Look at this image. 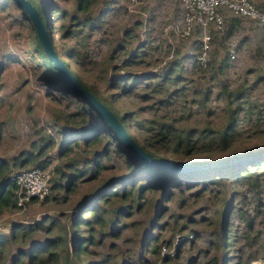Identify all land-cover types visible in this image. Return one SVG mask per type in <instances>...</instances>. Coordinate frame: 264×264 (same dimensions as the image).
<instances>
[{"label": "rangeland", "instance_id": "374dc122", "mask_svg": "<svg viewBox=\"0 0 264 264\" xmlns=\"http://www.w3.org/2000/svg\"><path fill=\"white\" fill-rule=\"evenodd\" d=\"M253 1L264 10V0ZM78 3L45 4L57 55L108 98L120 117L131 114L124 131L141 146L173 161L264 147V26L229 16L223 30L209 27L205 48L207 31L193 21L187 33L179 0H93L87 9ZM32 24L16 3L0 0V183L36 166L51 177L44 197L21 204L16 187L0 206V236L6 238L0 264H12V257L26 264L33 244L51 241L55 245L37 261L264 264V159L246 176L215 173L205 180H178L166 191L155 184L142 187L147 174L134 185H114L135 165L116 150L87 103L47 85ZM122 76L127 91L119 80L111 86ZM238 91L244 93L243 111L224 145L220 132L237 106L231 104ZM93 129L101 130L99 136ZM87 130L88 140L81 132ZM107 147L111 153L95 166L96 154ZM108 185L118 195H104L89 213ZM80 215L84 222H78ZM76 235L87 240L85 253H73ZM176 246L175 256L163 253Z\"/></svg>", "mask_w": 264, "mask_h": 264}, {"label": "trees", "instance_id": "16d2710c", "mask_svg": "<svg viewBox=\"0 0 264 264\" xmlns=\"http://www.w3.org/2000/svg\"><path fill=\"white\" fill-rule=\"evenodd\" d=\"M11 1L16 3L19 7H21L23 9L24 13L26 14V16H29L30 20L33 23L32 29L34 31V35H35L34 38H35V41L37 43L36 49L38 50V52L40 54L41 63L43 64V66L45 68L44 70H45V76L46 77H44V78L47 82V85L54 90L60 91L61 93L69 94L70 92H72V90L69 88V86L67 85L65 80L61 77L60 73L55 68L53 60L49 57V55L45 51L43 43L41 41V38L38 34V30L34 24L33 19L30 16L29 12L27 10H25L24 7L21 4H19L16 0H11ZM28 1L31 3V5L37 11L45 29L47 30V32L50 36L53 49H54L55 53L58 54L57 50L55 49L53 35L51 33L52 16L50 14V8H49V6L47 7V5H45L47 3V0H41L40 4L35 2L34 0H28ZM92 3H93V0H79L78 4H79L80 9H87L90 5H92ZM226 24H227V20H226ZM62 61L72 72L70 63H68L65 60H62ZM73 75L75 76L74 73H73ZM76 78L92 95H94L100 102H102L105 106L108 107V109L115 115V117L118 119L120 124L123 126V129L127 130L128 126H131V123H130L132 120V119H130L131 114L123 115L120 117L117 114V112L114 110V107L112 106L113 103L111 101L108 102V98L100 96L99 93L94 92L90 87H88L85 83H83L79 79V77H76ZM117 80H119L120 82L123 83V85H122L123 91H127V88H128L127 86H129L128 85L129 83L127 84L126 76H122L120 78H115L111 82L112 88H114L113 86L116 83H118ZM114 95L115 94H111L110 100L114 99ZM243 98H244V93H242V91H238L237 94L235 93L234 103L231 105H237V106H236V108L232 109V113L230 115V120H229L228 124L225 126L227 128H225L223 131L220 132V139L222 140L224 145L228 144L230 142L231 138L234 136L233 131L235 130V127H237V116L239 114L238 112L241 113L243 111V107H242L244 104ZM85 103H87V102H85ZM88 106L90 107V109H92L98 115V117L101 119L102 123H104L107 126L105 128V130L107 131V133H109L111 135L113 141L115 142L116 150L122 151L123 153H125L127 155V157H129L130 161L135 165V169H134L132 174L130 173L127 177H121L119 180H116L115 182H113L114 185L115 184H132V185H134L135 182L137 180H139L142 175L147 174L149 180L146 181L144 184H141L142 187L155 184V185L161 186V188L166 191L169 188V186H171L174 182H176L178 180H188V181L205 180L207 178H210V176L215 174V173H219L221 175L228 174L230 176H235V175L246 176L249 174V172L252 168L259 169L261 167V162L263 161V159L252 162V163H248V164H232V165H228V166H224V167H220V168H214V169H209V170H204V171H191V172H184V173H177V172L167 173V172H164V171L157 169V168H154V167H148V166L142 164L138 159H136L129 152L126 145L124 144L122 139L119 137V135L117 134L115 129L113 127H111V125L100 115V113L97 112L89 104H88ZM246 109H250V108H246ZM135 126H137V125L135 124ZM138 128H140V127H138ZM93 130H96L97 133L95 135L99 136L98 134L100 133L101 130H99V129H93ZM89 131L88 130L87 131H81L83 134H85L86 140H88V138L91 136L89 134ZM125 132L142 149H144L146 152L151 153L154 158H162L159 155H157L156 153L149 151L145 146H141L139 144L137 137L133 133H129L127 131H125ZM190 132H191V130H189V132H187V134L190 135L191 134ZM164 137H167V134H164ZM188 138H190L189 140H191L192 137H188ZM263 148L264 147H259V148L253 149L251 151H256V150L263 149ZM110 153H111V150L108 148V149L103 150L99 154H96V156L94 158L95 166H98L99 164H101V159H100L101 156H106V155H109ZM0 168H3L2 162H0ZM71 184H72V182L70 183V185ZM16 187L17 186L11 180L9 175H7L6 177H4V179H2V181L0 183V206H2V204L6 203L9 199H12L13 195H15L14 192H15ZM113 188H114L113 185L112 186L108 185L106 188H104L106 191L102 190L99 193L98 197L96 196V201L95 202L92 201L93 203L91 202L90 209L88 210V212L89 213L96 212L97 203L102 197H104V195H107L109 193H112L114 195H118L117 190L116 189L113 190ZM125 190L126 189H124V191ZM95 218L98 219L99 216H95ZM85 219H86L85 217L80 215L78 222L79 221L84 222ZM85 241H87V240L84 237H80L79 235H76L74 242H73V253L74 254H80V253L86 252L87 242H85ZM5 244H6V238L0 236V249L1 250H2V248L5 247ZM54 245L55 244L53 241L33 244L29 250L30 255L28 256V260L24 263H26V264H43L45 262V260L42 259V260L37 261L39 254L43 255L44 253H46L49 250L50 246L52 247ZM159 248L160 247H156L154 249V252H159ZM21 252L22 253H20V256L22 257V256H24V251L22 250ZM54 256H55V253H50V258H52ZM18 261H19L18 257H12V264H18Z\"/></svg>", "mask_w": 264, "mask_h": 264}, {"label": "water", "instance_id": "95a60500", "mask_svg": "<svg viewBox=\"0 0 264 264\" xmlns=\"http://www.w3.org/2000/svg\"><path fill=\"white\" fill-rule=\"evenodd\" d=\"M21 4L25 10H27L34 21V24L38 30V34L43 43L44 49L53 60L55 68L60 73L61 77L65 80L73 94L81 98L92 106L100 115L115 129L119 137L126 145L129 152L138 159L142 164L148 167H154L167 173H184L191 171H204L219 167H224L232 164H248L261 159H264V148L256 151L235 153L232 155L218 157V158H206L200 160H188V161H173L163 158H154L151 153L142 149L129 135L124 131L123 126L120 124L115 115L100 102L94 95H92L73 75L70 69L64 64V62L55 53L50 36L45 29L37 11L31 5L28 0H16Z\"/></svg>", "mask_w": 264, "mask_h": 264}, {"label": "built area", "instance_id": "2783aa9c", "mask_svg": "<svg viewBox=\"0 0 264 264\" xmlns=\"http://www.w3.org/2000/svg\"><path fill=\"white\" fill-rule=\"evenodd\" d=\"M133 1H148V0H133ZM185 9V20L188 24L189 34L192 22L202 25L207 31L205 38V48H208L211 36L208 34L209 27L216 30H223L225 22L229 16L243 17L255 21L257 24L264 26V10L260 9L253 0H179ZM203 47V48H204ZM205 56V53H204ZM199 57L200 62L204 59ZM50 175L48 170L43 167L36 166L30 169H24L14 173L11 180L15 183L20 193V203L29 201L35 198L44 197L49 188ZM182 240V239H181ZM180 240V241H181ZM178 251V246L174 250L168 251L163 248V253L166 252L170 256H175Z\"/></svg>", "mask_w": 264, "mask_h": 264}]
</instances>
